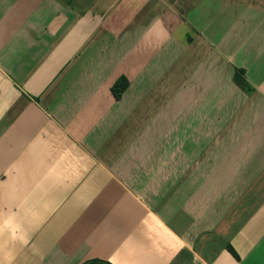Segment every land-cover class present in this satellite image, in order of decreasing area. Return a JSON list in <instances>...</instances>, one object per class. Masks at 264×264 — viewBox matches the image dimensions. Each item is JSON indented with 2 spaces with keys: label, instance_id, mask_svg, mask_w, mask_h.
Returning a JSON list of instances; mask_svg holds the SVG:
<instances>
[{
  "label": "crops",
  "instance_id": "crops-1",
  "mask_svg": "<svg viewBox=\"0 0 264 264\" xmlns=\"http://www.w3.org/2000/svg\"><path fill=\"white\" fill-rule=\"evenodd\" d=\"M92 259L264 264V0H0V264Z\"/></svg>",
  "mask_w": 264,
  "mask_h": 264
},
{
  "label": "trees",
  "instance_id": "trees-1",
  "mask_svg": "<svg viewBox=\"0 0 264 264\" xmlns=\"http://www.w3.org/2000/svg\"><path fill=\"white\" fill-rule=\"evenodd\" d=\"M242 72L241 70H237L234 74V82L243 90L245 91H250L249 86L247 85L246 81L244 78L241 76ZM128 85V82L124 78H119L111 87V93L115 99H119L121 96L122 92L126 89ZM228 251L235 255L234 251L230 246L227 247ZM81 264H110L109 262L98 260V259H92V260H87L82 262Z\"/></svg>",
  "mask_w": 264,
  "mask_h": 264
}]
</instances>
